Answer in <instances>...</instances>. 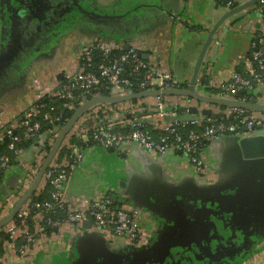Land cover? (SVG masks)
<instances>
[{
	"label": "crops",
	"instance_id": "obj_1",
	"mask_svg": "<svg viewBox=\"0 0 264 264\" xmlns=\"http://www.w3.org/2000/svg\"><path fill=\"white\" fill-rule=\"evenodd\" d=\"M246 1L239 0L238 5ZM219 2L0 0V135L16 112L34 100L49 97L76 69L86 33L147 54L145 61L152 70L170 72L181 82V88H187L208 32L230 10ZM43 3L47 4L42 9ZM31 4L37 12H31ZM38 11L45 13L41 20L34 16ZM221 25L199 73L209 81L208 87L200 86L205 95H215L207 88L229 81L234 74L248 73V52L263 22L254 4ZM73 36L76 41L67 43ZM52 57L56 59L50 62ZM259 94L258 101L264 103V88ZM159 102L176 118L196 117L199 126L232 116L231 108L179 95L98 104L76 120L60 147L66 151L58 156L59 149L51 162L63 164L74 157L71 138H78L84 144L76 145L82 148V159L67 187L72 206L108 188L112 194L124 193L122 205L126 209L140 206L149 220L145 228L148 236L141 247L145 249L139 253L118 249L92 226L78 229L62 222L48 230L44 215L36 214L31 231L35 241L27 243L22 231L17 230L5 241L0 264H250L263 256L264 158L245 159L232 141L223 138L205 141L201 149L205 173L199 174L180 149L152 153L131 146L118 151L89 140L93 125L119 115L124 117V127L132 119H148ZM192 107L197 111H191ZM203 109L221 112V116H203ZM250 113L255 117L263 114ZM147 126L157 129L151 122ZM112 127L116 130L121 126L113 123ZM5 139L0 137V144ZM50 142L48 135H42L38 143L15 157L2 175L0 221L30 187ZM233 189L237 191L232 198ZM195 190L206 193L193 199ZM45 191L50 192V188L42 178L34 195ZM219 191L224 195H218ZM30 202L31 198L21 207H28ZM150 223L159 230L152 231ZM208 243L210 249L205 248Z\"/></svg>",
	"mask_w": 264,
	"mask_h": 264
},
{
	"label": "built area",
	"instance_id": "obj_2",
	"mask_svg": "<svg viewBox=\"0 0 264 264\" xmlns=\"http://www.w3.org/2000/svg\"><path fill=\"white\" fill-rule=\"evenodd\" d=\"M238 4L239 0H228L226 5L231 9ZM257 10L260 13L263 27L255 36L257 40L251 42L248 73L247 75L236 73L229 81L222 82L216 87H209L217 90V93H214L217 96L229 97L244 88L247 93L253 95L254 101L251 97L249 99H246V97L238 98L240 101L259 102V92L261 88H264V0H259ZM84 37L85 39L81 42L77 53L76 69L68 73L58 88L49 95V98L63 101V110L73 111L84 100L97 96V91L103 87L104 82L110 89V95L112 96L124 95L129 91L182 87L181 82L170 72L164 69L152 70L145 59L139 57L136 50L129 49L127 52L112 57L109 52L124 48L122 43L105 42L98 36L87 33ZM71 41H76L74 36L69 38L67 43ZM94 49L103 51V60L98 66V74L91 70L92 50ZM49 59H51L50 62H53L56 58ZM197 86L205 88L200 83H197ZM134 87L136 91H134ZM39 102L40 99L34 100L24 109L16 112L0 135V137H5L8 140L7 149L16 157L23 152L24 149L20 147V144L24 141L41 138L42 135L46 134L50 137L52 145L62 125L67 120L63 117V111H58L56 106ZM247 111L242 108H231L230 113L232 116H241L240 124L222 121L218 123L211 122L204 126L203 131L200 133L190 130L185 140L177 131V126L180 123L198 125V121L178 122L175 114L168 111L164 103L159 102L155 113L150 115L148 119H132L124 127V117L119 115L118 117L106 118L103 122L93 125L89 140L106 148L112 147L118 151H124L131 146H137L152 153H162L170 148L180 149L188 154L195 171L204 174L205 164L201 151H199L200 142L214 141L223 135L244 136L251 134L258 125L263 123L264 114L255 117ZM42 122L49 125L44 132L41 131ZM149 122L158 130L171 134L173 141L167 135H163L158 141H155L144 133L140 127L147 125ZM113 123H117L121 127L115 130L112 127ZM240 127H247L248 132H241ZM74 148V157L63 164L51 163L43 175L46 184L51 187L52 201L30 202L28 207H21L15 216L18 222L13 220L2 230L8 233L9 239L13 238L17 230H20L27 243H33L35 233H32L28 226V215L31 209L34 208L38 210L36 214L43 215V211L53 212L58 208L66 214V219L63 222L82 229L84 221L90 220L91 226L115 244L118 249L128 250L142 247L146 242V236H148L145 228L149 220L142 213L140 206L133 205V207L126 209L122 205L121 201L125 197L124 193L116 194V201L120 203V206L117 207L112 205L114 201L112 199L113 194L109 188L97 196L81 198L77 207L72 206L67 195V187L71 176L77 171L82 159V148L76 146ZM11 165V159L3 155L0 158L1 174L3 175ZM1 178L2 176H0V180ZM47 223L56 224L50 220H47ZM150 227L152 231L158 229V225L152 227L151 223ZM2 255H0V259Z\"/></svg>",
	"mask_w": 264,
	"mask_h": 264
},
{
	"label": "water",
	"instance_id": "obj_3",
	"mask_svg": "<svg viewBox=\"0 0 264 264\" xmlns=\"http://www.w3.org/2000/svg\"><path fill=\"white\" fill-rule=\"evenodd\" d=\"M222 1L227 4L228 0H218ZM259 0H247L246 2L235 6L234 8H231L229 11H227L217 22L212 26L210 31L207 34V38L201 48V51L197 57L192 76L190 78V81L187 85V88H156L151 90H142V91H136L132 92L129 91L127 94L119 95V96H106V95H97L94 97H91L89 99L84 100L83 103L78 105L71 113V115L67 118L66 122L62 125L59 133L57 134L53 144L50 146L48 152L45 155L44 160L42 161L30 187L27 189V191L24 193V195L19 199V201L16 203L10 214L2 219L0 221V229L3 228L6 224L11 222L19 209L21 208V205L29 198L32 197L34 194L39 182L43 178V175L45 171L47 170L48 166L51 164L53 158L57 154L58 150L60 149L63 140L70 132L72 126L76 122V120L90 107L98 105V104H114L118 102H124V101H132L134 99H140L147 96H167V95H179V96H186L190 97L192 99H195L196 101L209 103L212 105H216L219 107H228V108H242L248 111H257L264 114V103L256 102V103H250L245 101H240L238 99V92L233 94V96H230V98L227 97H220L217 95H205L204 91L200 89L197 86L198 81L202 82L204 84V87H208L209 81L208 79L203 76L202 78L199 77V73L202 70L203 64H204V58L206 55V52L208 48L211 45V42L213 40L214 35L216 34L218 28L222 26L221 24L227 20L230 16L248 8L251 5L257 4ZM47 3H43L41 5L42 9L44 6H46ZM34 7H30L31 10H33ZM38 10V9H37ZM36 10V11H37ZM40 14L34 15L39 20L43 19L45 17V13L43 11H38ZM33 13V12H32ZM219 43H216V48L218 47ZM130 47L129 45H124V49L128 50ZM139 57L146 59L147 54L145 53H139ZM240 93H245L246 90L244 88H241L239 90ZM191 111L196 112L197 109L194 107L190 108ZM201 115L217 118L221 116V112L214 113L210 109H203L201 110ZM178 120L180 122H188L192 120H198L196 117L193 118H185L182 116L178 117ZM241 132H248L247 127H243L240 129ZM47 136V135H46ZM219 138H223L228 141H232L235 146L237 147L238 152L242 157L245 159L253 160V159H261L264 158V120L261 125H258L254 131H252L249 135H223ZM40 141V138H34L33 142L34 144L38 143ZM111 150H113L112 147H110ZM237 189L231 190L232 192V198L236 194ZM206 192L195 190L193 192V199H200L203 198ZM218 195H224L221 191L217 192ZM116 194L112 195V199L116 200ZM83 226L86 228H89L91 226V221L86 220L83 223ZM159 230V229H158ZM205 248H211V245L208 243ZM145 248H131L128 249L137 251L138 253L143 251ZM136 252V253H137ZM217 252V251H216ZM215 254V252H214ZM222 254L221 252L219 253ZM257 254V253H256ZM263 256L258 259V261H251L250 264H264V253ZM251 260V259H250Z\"/></svg>",
	"mask_w": 264,
	"mask_h": 264
},
{
	"label": "trees",
	"instance_id": "obj_4",
	"mask_svg": "<svg viewBox=\"0 0 264 264\" xmlns=\"http://www.w3.org/2000/svg\"><path fill=\"white\" fill-rule=\"evenodd\" d=\"M219 3H221V2H219ZM253 40L256 41L257 38L254 37ZM128 50H125L124 48H122L120 50H111L109 53H110V55L112 57H116V56L120 55L121 53L127 52ZM136 53L139 54L138 51H136ZM250 53H251V50L248 52V57H250V55H251ZM102 58H103V51L102 50H100V49L92 50V67H91V70L94 71V73H96V74H98V66L101 64V62L103 60ZM239 74L247 75L245 72H239ZM133 89H134V91H136L135 87ZM207 89L211 93H217L216 89H213V88H207ZM97 92H98V95H106V96L110 95V89L107 87L105 82H104L103 87L100 88ZM75 93H77V91H75ZM242 97H246V99H249V97L252 98L253 95L250 94V93H247V92H245V93L238 92V98H242ZM135 101H136V99L132 100V102H135ZM252 101H254L253 98H252ZM39 103H45V104H48V105L56 106L58 108V111H63V117H65V118H68L71 115V113H72V111H68L66 109L65 110L62 109L63 101H61V100H57V99H53V98H49V97H43V98L40 99ZM250 112L251 111H247V113H250ZM240 119H241V116H238V117H235V116L225 117V116H223L221 118H217L212 123H218V122L222 121V122H226V123H239L240 124ZM41 124H42L41 131L44 132L49 127V125H47L46 122H42ZM207 124H208L207 122H203V124H201L199 126V125L191 124V123H185V124L180 123L177 126V131L182 135V138L186 140L190 130H193V131H195L197 133H200L201 131H203L204 126H206ZM140 128L142 129V131L144 133L149 135L155 141H158L159 138L161 136H163V135H167L169 137V139L171 141H173V136L171 134L165 132V131L158 130V129H156V130L155 129H150L147 125H143ZM240 129H241V127L239 128V130ZM124 130H127V129H124ZM71 142L74 143L75 146L76 145H80V146L84 145L76 137H72L71 138ZM205 143H206L205 141L200 142L199 151H201V149L205 145ZM7 144H8V140L7 139H5L3 141V143L0 144V158L3 155H6V156H8L11 159V162L13 163V161H14L16 156H14V154L7 149ZM32 144H34L33 139H30V140L22 142L20 144V147L25 149V148H28ZM49 148L50 147L47 146L46 150L48 151ZM64 151H66V150L64 148H61L59 150L58 156L62 155ZM68 153H69V151H68ZM0 176H2L1 167H0ZM49 188H50V192H51V187L49 186ZM48 191H49V189H48ZM48 191H45L44 193L39 194V195H34L33 194L32 197H31V202L43 203L45 201H52L51 194ZM112 205L114 207H117V206H120V203L118 201L114 200ZM36 212H38V210L32 208L30 213H29V215H28L29 216V218H28V226H29L30 231H32V228H33V217L36 214ZM43 215H44L43 224H44V226L48 227V230H50V229L52 230L53 225L48 224L47 220L55 222L56 225H58V224L62 223L66 219L65 212L63 210L58 209V208H57V210H54L53 212H51V211H48V212L43 211ZM14 220L16 222H18V219L16 217H14ZM7 239H8V233L3 231L2 228H1L0 229V255H2L3 252H4V242Z\"/></svg>",
	"mask_w": 264,
	"mask_h": 264
},
{
	"label": "flooded vegetation",
	"instance_id": "obj_5",
	"mask_svg": "<svg viewBox=\"0 0 264 264\" xmlns=\"http://www.w3.org/2000/svg\"><path fill=\"white\" fill-rule=\"evenodd\" d=\"M30 7H34V5L33 4H31L30 5ZM34 10H35V8H33V10H31V12H33L34 13ZM36 11V10H35ZM37 12V11H36ZM38 14H40V13H38Z\"/></svg>",
	"mask_w": 264,
	"mask_h": 264
},
{
	"label": "rangeland",
	"instance_id": "obj_6",
	"mask_svg": "<svg viewBox=\"0 0 264 264\" xmlns=\"http://www.w3.org/2000/svg\"><path fill=\"white\" fill-rule=\"evenodd\" d=\"M74 2H76V0H74ZM76 40V39H75ZM44 160V159H43Z\"/></svg>",
	"mask_w": 264,
	"mask_h": 264
}]
</instances>
